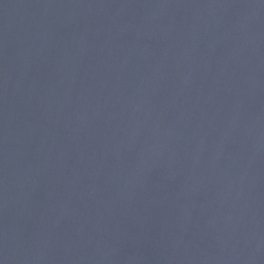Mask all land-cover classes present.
<instances>
[{
  "label": "water",
  "instance_id": "obj_1",
  "mask_svg": "<svg viewBox=\"0 0 264 264\" xmlns=\"http://www.w3.org/2000/svg\"><path fill=\"white\" fill-rule=\"evenodd\" d=\"M0 264H264V0H0Z\"/></svg>",
  "mask_w": 264,
  "mask_h": 264
}]
</instances>
